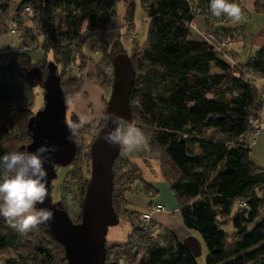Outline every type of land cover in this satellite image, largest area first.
Returning a JSON list of instances; mask_svg holds the SVG:
<instances>
[{"label":"trees","instance_id":"16d2710c","mask_svg":"<svg viewBox=\"0 0 264 264\" xmlns=\"http://www.w3.org/2000/svg\"><path fill=\"white\" fill-rule=\"evenodd\" d=\"M11 1L0 0V16L9 12ZM121 2L129 4L128 18L133 22L134 0L18 1L12 23L20 15L36 23L37 33L26 31L21 39L27 48L42 44L45 53L53 52L54 64L62 68L57 76L67 104L68 94L74 88L73 92L80 90L78 78L69 66L78 52L82 53L91 42L86 35L97 34L101 39L106 36ZM141 2L149 26L144 51L131 58L120 47L110 59L112 65L117 55L125 54L135 67L130 121L144 131L151 150L161 154V175L175 194L185 227L198 233L205 243L206 264H264V169L258 168L250 157L253 130L250 119L264 111L260 102L264 84L248 77L251 74L264 80V46L246 64L239 63L231 52L234 64L230 63L191 28V24L196 25L197 19L203 16L209 30L214 31L219 40L234 39L232 33L222 35L214 29L215 24L224 22L227 17L213 16L209 10L210 0ZM230 2L238 3V0ZM263 7V0H259L257 9ZM27 8L31 9V15H27ZM59 13L64 14L66 24V29L60 33L56 28ZM85 20L89 22L87 26L83 25ZM1 28L2 25L0 35L7 33ZM39 33L47 35L48 39L40 42ZM24 70L29 74L38 73L45 80L50 74V62L45 57L33 64L23 53L0 70V90L8 79L13 83V89L4 99L3 92L0 93V157L14 151L3 139L9 136L11 129L20 126L10 123L8 114L23 113V110L13 113V107L32 103L33 88L41 86ZM4 101L6 107H2ZM34 117L29 114L21 123L19 130L23 141H27L22 150L32 142L30 125ZM208 133L210 135L206 136ZM81 144L80 139L72 163ZM127 160L119 156L114 164L113 207L117 217L128 221L133 231L126 245H106L105 264H109L110 256L119 254V250L124 251L130 264L140 256V264H198L194 254L171 231L162 229L146 234L134 220V214L142 213L129 210L128 205L125 213H121L117 199L123 195L119 185L128 173L124 168ZM120 162L122 173L117 168ZM133 180L128 178V183L140 180L148 195L156 193L142 175ZM240 202H245L246 206H240ZM57 204L65 210L61 203ZM50 245L56 248L55 252ZM8 252L16 255L1 258L0 264H69L64 247L47 224L21 234L0 217V256Z\"/></svg>","mask_w":264,"mask_h":264},{"label":"rangeland","instance_id":"374dc122","mask_svg":"<svg viewBox=\"0 0 264 264\" xmlns=\"http://www.w3.org/2000/svg\"><path fill=\"white\" fill-rule=\"evenodd\" d=\"M18 1L19 0H12L10 2L9 12L0 16V25H2L1 29L8 32L9 28L16 26L19 28L22 35L26 34V31L31 30L37 33L36 23L33 22L32 18H28L25 15L17 16V21L12 23V18L15 15V8ZM134 5V16L132 22L128 18L129 4L126 2L119 3L116 8V17L108 26L106 36L103 39L99 37L98 39L93 40V44L92 40L89 39L91 42L86 44L83 52H80L81 54L78 52L74 62L68 68L69 70L72 69L74 74H76L80 90L73 92L75 90L74 88L72 90L73 93L70 92V94H68L67 120L75 132L79 135L82 140V144L76 160L72 163V165L60 166L57 168L56 177L52 182L51 201L53 204L61 203V206L68 212L74 223H78L82 219V203L85 195V189L91 178V160L88 156V150L102 126L104 111L108 105L112 92L113 73L110 60L111 56L113 52H116L120 47H123L128 55L131 58H134L135 55L143 52L146 47L149 28L146 18V10L142 5L141 0H134ZM64 17L65 16L62 13L57 15L56 28L58 33L63 32L66 29ZM248 37L250 41V36ZM31 56L35 60H39L41 58L44 59L46 57L50 62L51 70L53 71L52 75H57L59 72H62V68H58L54 64L55 61L53 59L52 51L45 53L41 48H34L31 50ZM5 84L3 85V89L0 90V93L3 92L1 93V95H3V99L8 94V91L13 89V83L9 79ZM260 96H262V94H260ZM45 101L44 88L42 86H37L33 88L32 103L28 102L24 106L13 107V113L15 110H23V113H21L22 115L19 113L8 114L10 123L15 122L17 125L19 123L20 126H18V129H11L9 136H5L3 139L7 146L13 148L14 151L22 150L21 147L27 143V141H23V136L20 132L21 130H19L21 129V123L29 114L35 115V118L38 117L45 106ZM6 106L7 103L4 101L2 107ZM3 118L5 120V117ZM262 121L264 122V117L262 118ZM5 122L3 124H6ZM134 124L136 125V123ZM208 135H210V133L206 136ZM147 146L146 151L141 156V161L144 163L142 168H145L146 166L152 174H158V177L161 176L162 180H152L155 181V183L151 184L157 191L155 194L148 195L145 188L140 184L141 179L136 182H132L131 184L128 183V178L131 177L135 180L141 178V175L144 178V175L135 163L131 160H127L128 165L125 164L124 168L127 169L126 172L128 173L126 178L121 181L119 185L120 192H122L123 195L117 199L119 204L118 207L122 211V214L125 213L127 205L128 209L130 207V209L136 212L144 213L146 210H149L152 205L158 204L160 199L164 198L169 199L176 207H178L175 194L173 193L169 183L161 175V154L159 152L152 151L148 144ZM125 150L126 149L121 148V158H127L123 155L124 153H122ZM250 157L258 168L264 169V132L260 133L256 143L251 145ZM154 161L156 163V166L154 165L155 168L152 165V162ZM122 166L121 162L118 163L117 168L119 173L123 172L121 171ZM130 169H134L138 171V173L131 171ZM125 186L126 188H124ZM124 189L126 191H124ZM134 220L136 224H141L139 213L134 214ZM180 225L181 224L178 222L177 228ZM230 227L231 226L227 228H229L232 233V228L230 229ZM196 234L201 242V255L197 257V261L198 264H206L208 251L199 234ZM181 239L182 243L187 240V238ZM50 246V248H52L55 252L56 248L53 245ZM118 252L120 253H115L117 256L115 254L110 256L109 264H120V258H124L126 260V256H122L124 251L119 250ZM14 254L15 253L11 252L2 254L0 259L8 256H15L16 254ZM140 258L142 257L140 256ZM140 258H138V260H136L133 264H140ZM125 264L130 263L126 260Z\"/></svg>","mask_w":264,"mask_h":264},{"label":"water","instance_id":"95a60500","mask_svg":"<svg viewBox=\"0 0 264 264\" xmlns=\"http://www.w3.org/2000/svg\"><path fill=\"white\" fill-rule=\"evenodd\" d=\"M113 85L110 100L104 111L116 112L128 120L132 119L131 95L136 80V71L131 58L120 54L113 59ZM24 73L31 80H37L44 88L46 103L38 117L31 121L30 132L32 142L26 148L35 151L41 145H55L59 149L51 154L48 162V197L44 204L38 207L49 208L54 212L51 221L47 223L51 233L64 247L69 264H105L107 255V237L109 229L116 226L120 219L113 207L114 174L116 159L121 155V148L112 147L104 142L103 135L111 124L103 118L98 135L89 147L91 159V178L88 182L83 203L82 220L74 223L67 211L58 208L51 201V185L56 177L57 168L69 166L75 158L80 138L76 135L77 145L67 137L66 126L68 104L57 75L50 74L44 80L38 73ZM69 125V124H68ZM197 258L201 255L200 241L191 236L183 243Z\"/></svg>","mask_w":264,"mask_h":264},{"label":"clouds","instance_id":"9594fccd","mask_svg":"<svg viewBox=\"0 0 264 264\" xmlns=\"http://www.w3.org/2000/svg\"><path fill=\"white\" fill-rule=\"evenodd\" d=\"M210 12L219 18L222 15L238 22L242 18L241 6L230 0H210ZM88 21H83L87 26ZM111 127L105 131L103 140L112 147L134 152L147 147L144 131L132 121L107 113L104 117ZM67 139L77 145L75 130L66 124ZM59 149L55 145L44 144L35 151H11L0 157V217L5 218L13 228L24 234L40 224L52 220L54 212L49 208L38 207L48 197V170L45 164L51 161V154Z\"/></svg>","mask_w":264,"mask_h":264},{"label":"crops","instance_id":"0c3cea01","mask_svg":"<svg viewBox=\"0 0 264 264\" xmlns=\"http://www.w3.org/2000/svg\"><path fill=\"white\" fill-rule=\"evenodd\" d=\"M258 1L259 0H238L241 9L248 12V16L239 22H231L228 18L224 22L214 25V29L222 33V35L232 33L234 39L232 40L233 43L230 47V50L238 57V61L241 64H246L264 46V7L261 10H258ZM196 25L200 30L209 29L205 22V17L203 16H200L197 19ZM248 36H250V41ZM31 50L32 49L25 47L22 39L17 36H13L8 32L0 35V70L7 67L17 55L23 53L30 57L33 64L43 60L42 58L39 60L33 59L31 56ZM147 147L134 152H129L126 149L122 153H124L123 155L125 157H127L141 169L145 180L151 184L155 183V181L152 180H162V178L161 176L158 177V174H152L146 166L145 168H142L144 163L141 161V156L144 154ZM152 165L156 166L155 161L152 162ZM158 204H163L166 206V209H168L164 213L153 214V221L156 225V231H160L162 229L171 231L175 234L180 243H182L181 238L186 239L191 236L199 240V237L195 231H191L185 227L183 219L178 211V207H176L172 201L164 198L160 199ZM130 210L134 211L132 209ZM147 211L148 210L145 212ZM173 219L175 220V223ZM178 222L182 226L180 225L177 228ZM132 231L133 229L131 224L128 221L121 219L116 226H113L109 229L107 245L110 247L126 245L128 243L129 236L132 234Z\"/></svg>","mask_w":264,"mask_h":264},{"label":"built area","instance_id":"2783aa9c","mask_svg":"<svg viewBox=\"0 0 264 264\" xmlns=\"http://www.w3.org/2000/svg\"><path fill=\"white\" fill-rule=\"evenodd\" d=\"M26 12H27V15L32 14V11L30 8H27ZM247 16H248V12H246L242 9V18L239 21L243 20ZM230 21L235 22L232 20H230ZM191 28L198 34L199 37H201L206 42H208L214 48L216 53H218L220 56L227 59L230 63L234 64V61L232 60V57H231V50H230V47H231L233 42L230 38H222L221 40H219L216 37L214 31L209 30V29L208 30H200V29H198V27L195 24H191ZM8 33L13 35V36H17V37L21 38V32L16 27L9 28ZM86 36L88 37L87 38L88 40L89 39L90 40H96L99 38V35H97V34H88ZM38 39L40 42H42L45 39H48V36L44 35L42 33H39ZM33 48H44V47L42 44L41 45L37 44L34 47H30V49H33ZM112 73H113V67H112ZM248 77L251 80L261 81L264 84L263 79L255 78L251 74H248ZM260 102L262 103V106L264 108V95L261 97ZM263 117H264V111L262 113H259L257 116L252 117L250 119V124L253 128L252 134L250 137L251 145H254L256 143V140L259 137L260 133L264 132V122L262 121ZM240 206L245 207L246 206L245 202H240ZM166 211H167V209H166L165 205L155 204V205H152L147 212L140 214V221H141L140 225L146 234H151L154 231H156V225L153 221V214L154 213H164ZM122 256H124V255H122ZM119 262H120V264H125L126 260L124 258H120Z\"/></svg>","mask_w":264,"mask_h":264}]
</instances>
